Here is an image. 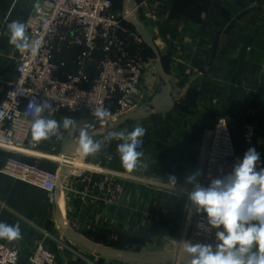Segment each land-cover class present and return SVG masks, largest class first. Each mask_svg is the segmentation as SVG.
Masks as SVG:
<instances>
[{
	"label": "crops",
	"instance_id": "crops-1",
	"mask_svg": "<svg viewBox=\"0 0 264 264\" xmlns=\"http://www.w3.org/2000/svg\"><path fill=\"white\" fill-rule=\"evenodd\" d=\"M35 2L0 0V100L15 76L18 53L4 35L6 26L23 21ZM139 2L146 6L125 23L139 34V45L132 50L140 48L145 62L134 109L158 108L111 130L131 131L142 125L146 129L142 159L148 166L126 171L115 140L86 157L76 143L78 132L75 136L65 132L63 141L55 137L42 141L34 155L24 157L48 170L58 169L63 154L77 155L79 163L92 171L99 163L106 165L126 187V195L113 205L99 198L83 199L73 177L65 178L58 202L50 204L40 187L0 171V222L19 224L22 233L19 240L0 241L20 248L19 264H25L40 241L56 253L58 264H136L75 245L62 230L60 217L68 226L77 221L79 234L111 247L126 240L125 247L140 245V250L152 251L151 243L153 247L177 243L193 208L187 197L192 185L185 180L200 171L203 140L219 117L227 119L233 133L237 124L253 127L252 147L264 165V0H113V8L122 13ZM107 109L111 115L102 121L105 125L115 119L114 105L109 103ZM65 116L74 118L77 128L87 123L81 113L68 110L51 118L62 121ZM111 153L114 159L108 162ZM8 155L0 147V169ZM170 176L177 178L175 186Z\"/></svg>",
	"mask_w": 264,
	"mask_h": 264
},
{
	"label": "built area",
	"instance_id": "built-area-1",
	"mask_svg": "<svg viewBox=\"0 0 264 264\" xmlns=\"http://www.w3.org/2000/svg\"><path fill=\"white\" fill-rule=\"evenodd\" d=\"M145 6L146 2L134 3L118 13L113 0H36L22 22L28 25L31 39L39 41L38 53L18 52L14 56L15 76L8 80L0 100V147L9 152L1 172L40 187L50 204L58 202V191L70 177L80 186L83 199L99 198L110 205L120 202L126 187L106 165L99 163L92 171L78 163L77 155L63 154L58 169L48 170L39 161L24 157L34 155L39 146L31 137L38 102L49 100L54 115L68 110L94 117V109H107L116 96L114 118L134 109L142 90L145 62L140 48L132 50L133 45H139V34L125 23ZM246 129L247 139L252 140L253 127ZM144 148L142 137L138 150ZM113 159L114 154L107 155L108 162ZM239 160L232 128L225 117H219L202 143L198 181L207 186L211 179L230 173ZM198 224L206 225V215L196 214L192 208L184 235L177 242L179 247L171 250L183 255L181 242L185 239L215 246L217 230L202 231ZM70 228L78 232L77 221ZM20 259L19 247L0 241V264H19ZM180 262L181 258L173 264ZM25 264H58V257L40 241Z\"/></svg>",
	"mask_w": 264,
	"mask_h": 264
},
{
	"label": "clouds",
	"instance_id": "clouds-1",
	"mask_svg": "<svg viewBox=\"0 0 264 264\" xmlns=\"http://www.w3.org/2000/svg\"><path fill=\"white\" fill-rule=\"evenodd\" d=\"M4 35L8 43L21 55H36L40 43L28 34V25L13 20L6 26ZM35 118L31 123V137L34 144L50 140L65 139L64 133L76 137V143L84 156L99 154L112 141H119L116 151L122 167L128 172L147 168L144 153L138 150L146 129L136 124L131 131L109 130L100 139L89 133V126L77 128L72 117L62 121L51 118L55 108L45 99L34 105ZM47 113V115H45ZM92 115L99 121L107 120L111 113L106 108H96ZM260 154L250 147L243 159L233 165L230 173L213 178L205 186L198 181L202 172L197 171L186 177L185 183L192 185L187 192L188 200L196 214L206 215V225L198 224L202 231L216 229L215 246L212 244L181 242L182 252L188 258L187 264H264V167L260 165ZM170 183H177L170 176ZM22 238L19 224L0 222V239L16 241Z\"/></svg>",
	"mask_w": 264,
	"mask_h": 264
},
{
	"label": "water",
	"instance_id": "water-1",
	"mask_svg": "<svg viewBox=\"0 0 264 264\" xmlns=\"http://www.w3.org/2000/svg\"><path fill=\"white\" fill-rule=\"evenodd\" d=\"M158 107L150 109V106L146 109H132L124 115L116 117L113 121L107 122L105 125L104 131L107 132L119 125H122L128 121H131L135 118L148 116L157 110ZM60 225L62 230L65 232L66 237L72 240L76 245L80 246L82 249L93 252L97 255H100L105 258H114L129 263L136 264H158L165 262H175L181 258V262L187 263V257L179 255L178 252L172 250H159V251H148L142 249L140 251H129L118 249L115 247L107 246L104 244L96 243L95 241L90 240L87 237L79 234L68 226L67 223L60 217Z\"/></svg>",
	"mask_w": 264,
	"mask_h": 264
},
{
	"label": "rangeland",
	"instance_id": "rangeland-1",
	"mask_svg": "<svg viewBox=\"0 0 264 264\" xmlns=\"http://www.w3.org/2000/svg\"><path fill=\"white\" fill-rule=\"evenodd\" d=\"M83 115V118L85 119V121H87V123L85 125H88L89 126V133H95V136H93L94 138L96 139H99L97 138L98 134L101 132V131H104L105 129V123H103L102 121H99L97 120L95 117H92L88 114H85V113H81ZM236 130L234 132V136H235V140H236V144H237V147H238V157L240 160L243 159V156L245 154V152L253 146V143H254V139L252 140H249L247 139V136H246V124L243 125V124H237V126H235ZM97 134V135H96ZM180 239V237H178V240ZM178 242V241H177ZM73 243V242H72ZM76 245V243H74ZM154 245V243H151ZM150 248V250L152 251H157L158 248L162 249V250H171L172 247H179V243H167V242H164V244H159L155 247H153V245ZM73 245V244H72ZM78 246V245H77ZM122 246V245H121ZM80 247V246H79ZM140 245H132V244H129L127 247V250H134V251H139L140 250ZM181 264H183V261L180 262Z\"/></svg>",
	"mask_w": 264,
	"mask_h": 264
},
{
	"label": "trees",
	"instance_id": "trees-1",
	"mask_svg": "<svg viewBox=\"0 0 264 264\" xmlns=\"http://www.w3.org/2000/svg\"><path fill=\"white\" fill-rule=\"evenodd\" d=\"M116 99H117V96H116V98H115L113 101L109 102V103H112V104L114 105V108H116ZM109 103H108V104H109ZM108 104H107V105H108ZM99 139H100V138H99ZM125 242H127V241L124 240L123 242H119V243H118V247H115V248L126 250V249H125V244H126ZM121 245H122V246H121Z\"/></svg>",
	"mask_w": 264,
	"mask_h": 264
},
{
	"label": "bare ground",
	"instance_id": "bare-ground-1",
	"mask_svg": "<svg viewBox=\"0 0 264 264\" xmlns=\"http://www.w3.org/2000/svg\"><path fill=\"white\" fill-rule=\"evenodd\" d=\"M79 163V162H78ZM81 165V164H80Z\"/></svg>",
	"mask_w": 264,
	"mask_h": 264
}]
</instances>
